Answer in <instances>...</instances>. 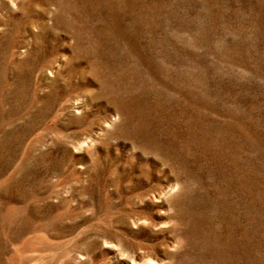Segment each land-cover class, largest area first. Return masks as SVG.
<instances>
[{
  "label": "rangeland",
  "instance_id": "374dc122",
  "mask_svg": "<svg viewBox=\"0 0 264 264\" xmlns=\"http://www.w3.org/2000/svg\"><path fill=\"white\" fill-rule=\"evenodd\" d=\"M0 264H264V0H0Z\"/></svg>",
  "mask_w": 264,
  "mask_h": 264
}]
</instances>
